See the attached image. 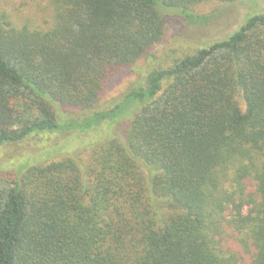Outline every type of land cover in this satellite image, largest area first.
<instances>
[{
	"label": "trees",
	"instance_id": "trees-1",
	"mask_svg": "<svg viewBox=\"0 0 264 264\" xmlns=\"http://www.w3.org/2000/svg\"><path fill=\"white\" fill-rule=\"evenodd\" d=\"M212 1L245 0H49L46 28L0 13V148L106 127L85 159L0 172V264H264V12L97 109L164 11L195 23Z\"/></svg>",
	"mask_w": 264,
	"mask_h": 264
},
{
	"label": "rangeland",
	"instance_id": "rangeland-1",
	"mask_svg": "<svg viewBox=\"0 0 264 264\" xmlns=\"http://www.w3.org/2000/svg\"><path fill=\"white\" fill-rule=\"evenodd\" d=\"M264 12V0H245L223 5L215 1L200 4L194 13L201 19L189 23L177 11H164L165 34L147 57L138 60L131 69L113 78L105 89L97 109H106L132 86L142 83L152 70L167 68L174 60L190 55L212 42L224 39L250 15ZM0 13H5L17 26L27 24L46 28L51 17L49 0H0ZM61 124L73 119L80 121L84 114L76 110L58 111ZM122 125L115 129L120 134ZM106 127L89 132L74 130L35 135L27 140L0 148V172H13L25 166L58 161L73 153L85 159L92 145L104 136Z\"/></svg>",
	"mask_w": 264,
	"mask_h": 264
}]
</instances>
